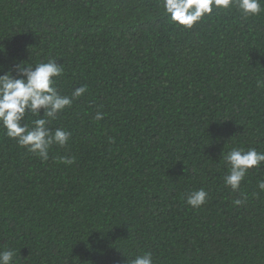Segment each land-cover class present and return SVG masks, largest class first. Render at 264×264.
Returning <instances> with one entry per match:
<instances>
[{"label": "trees", "instance_id": "trees-1", "mask_svg": "<svg viewBox=\"0 0 264 264\" xmlns=\"http://www.w3.org/2000/svg\"><path fill=\"white\" fill-rule=\"evenodd\" d=\"M49 58L61 95L87 91L49 120L71 136L47 161L0 127V251L15 249V264L144 252L153 264H264V162L234 192L223 159L264 152V5L214 7L187 28L163 0H0V74ZM200 188L206 203L189 206Z\"/></svg>", "mask_w": 264, "mask_h": 264}, {"label": "clouds", "instance_id": "clouds-1", "mask_svg": "<svg viewBox=\"0 0 264 264\" xmlns=\"http://www.w3.org/2000/svg\"><path fill=\"white\" fill-rule=\"evenodd\" d=\"M236 5L247 16L259 15L264 0H163L164 11L171 21L187 28L193 27L213 8L229 9ZM3 66L0 65V68ZM13 69L0 74V127L6 130V135L29 152L37 155L41 160L49 159V149L52 145L65 146L71 133L49 127V120L55 119L58 113L73 104L74 99L81 97L87 91L86 87L75 88L70 96L61 95L55 87L56 78L63 74V68L55 58L46 62H39L35 67L25 62L14 66ZM256 86L264 88V79H257ZM43 109V115H41ZM38 117L29 125L26 121L28 115ZM96 120L103 119V113L97 112ZM65 164L74 161L63 157ZM228 165V173L224 176V183L236 192L241 182L253 167L264 162V152L255 148L244 150L233 148L223 156ZM258 188L264 192V180L258 181ZM207 192L203 189L188 193L186 203L199 208L206 203ZM243 199L234 200V204L241 205ZM15 249L5 248L0 251V264H15ZM127 264H153L151 252L137 255Z\"/></svg>", "mask_w": 264, "mask_h": 264}]
</instances>
